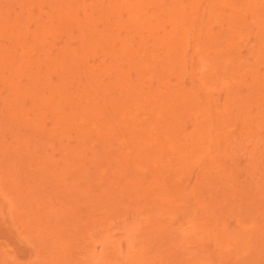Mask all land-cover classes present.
Segmentation results:
<instances>
[{
  "label": "rangeland",
  "instance_id": "1",
  "mask_svg": "<svg viewBox=\"0 0 264 264\" xmlns=\"http://www.w3.org/2000/svg\"><path fill=\"white\" fill-rule=\"evenodd\" d=\"M0 264H264V0H0Z\"/></svg>",
  "mask_w": 264,
  "mask_h": 264
}]
</instances>
